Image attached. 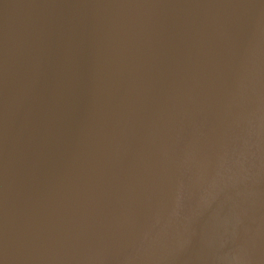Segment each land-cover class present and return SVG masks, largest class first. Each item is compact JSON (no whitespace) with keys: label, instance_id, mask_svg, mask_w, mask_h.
<instances>
[{"label":"water","instance_id":"obj_1","mask_svg":"<svg viewBox=\"0 0 264 264\" xmlns=\"http://www.w3.org/2000/svg\"><path fill=\"white\" fill-rule=\"evenodd\" d=\"M0 264H264V0H0Z\"/></svg>","mask_w":264,"mask_h":264}]
</instances>
